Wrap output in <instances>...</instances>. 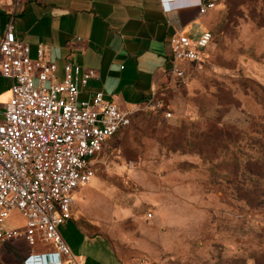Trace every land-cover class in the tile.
I'll list each match as a JSON object with an SVG mask.
<instances>
[{
    "label": "rangeland",
    "instance_id": "374dc122",
    "mask_svg": "<svg viewBox=\"0 0 264 264\" xmlns=\"http://www.w3.org/2000/svg\"><path fill=\"white\" fill-rule=\"evenodd\" d=\"M209 30L203 58L184 65V81L165 98L168 114L138 113L73 193V208L128 264H264V170L245 167L264 165V0H217ZM208 121L224 129V142L211 139L201 153L170 149L172 135L179 144L181 131L189 140ZM3 225L25 219L13 211ZM101 234L85 252L108 254ZM10 246L4 264H23L26 244Z\"/></svg>",
    "mask_w": 264,
    "mask_h": 264
},
{
    "label": "built area",
    "instance_id": "2783aa9c",
    "mask_svg": "<svg viewBox=\"0 0 264 264\" xmlns=\"http://www.w3.org/2000/svg\"><path fill=\"white\" fill-rule=\"evenodd\" d=\"M216 3L205 0L198 13ZM211 40L209 30L195 38L180 33L171 37V71L177 81H184V65L201 61ZM55 70L44 44L37 45L36 57L31 58L30 46L6 28L0 37V77L10 81L11 96L0 111V241L22 238L30 245L39 240L53 247L29 255L24 264H55L52 259L81 264L59 230L72 217L73 193L89 183L110 140L138 113H167L158 96L126 108L105 99L101 91L89 101L80 100L81 88L95 71L69 61L62 79ZM13 211L24 217L23 228L4 227Z\"/></svg>",
    "mask_w": 264,
    "mask_h": 264
},
{
    "label": "crops",
    "instance_id": "0c3cea01",
    "mask_svg": "<svg viewBox=\"0 0 264 264\" xmlns=\"http://www.w3.org/2000/svg\"><path fill=\"white\" fill-rule=\"evenodd\" d=\"M204 1L0 0V37L10 26L16 37L30 46L31 58L36 57L37 45L44 44L58 79L63 78L67 61L94 70L95 77L80 90V100L89 101L101 91L105 99L122 108L151 96L162 97L166 103L177 81L171 71L170 39L178 33L195 38L209 30L212 9L198 13ZM5 83L10 85L0 77V99ZM64 222L60 233L81 264H128L106 237L95 231V221L84 211L72 206V217ZM100 234L102 249L108 254L102 257L96 250L85 252L88 240ZM16 242L28 247L26 258L53 250L50 243L38 240L30 245L15 238L0 241V257L14 254L10 244ZM52 261L58 264L56 259ZM35 262L26 264H40ZM0 264H4L1 258Z\"/></svg>",
    "mask_w": 264,
    "mask_h": 264
},
{
    "label": "trees",
    "instance_id": "16d2710c",
    "mask_svg": "<svg viewBox=\"0 0 264 264\" xmlns=\"http://www.w3.org/2000/svg\"><path fill=\"white\" fill-rule=\"evenodd\" d=\"M210 31V30H209ZM211 32V31H210ZM212 34V32H211ZM213 38V34H212ZM185 130L187 127L183 126ZM116 137V136H115ZM223 137L227 138V133L224 131V129L220 127H216L213 125L211 121H208L206 125L202 128H197L195 133H192L191 139L188 140V135L185 131H181V134L179 135V144L173 142V135L171 137V150H181L184 151V146H195L198 148V150H193L194 152L201 153V149L204 150V148H207V143L209 140L214 139V140H220L224 142ZM114 138V137H113ZM112 138V139H113ZM111 139V140H112ZM110 140V142H111ZM191 140V141H190ZM213 146V144L210 145V147ZM245 167L247 168L246 170H249L250 172L254 174H261L262 170H264V165H261L257 162H249L246 161ZM256 167V169H254Z\"/></svg>",
    "mask_w": 264,
    "mask_h": 264
},
{
    "label": "water",
    "instance_id": "95a60500",
    "mask_svg": "<svg viewBox=\"0 0 264 264\" xmlns=\"http://www.w3.org/2000/svg\"><path fill=\"white\" fill-rule=\"evenodd\" d=\"M40 264H46V263H44V262H40Z\"/></svg>",
    "mask_w": 264,
    "mask_h": 264
}]
</instances>
